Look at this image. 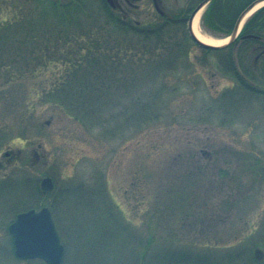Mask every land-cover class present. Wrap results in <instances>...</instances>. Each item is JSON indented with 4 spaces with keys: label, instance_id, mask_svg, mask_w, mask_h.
Masks as SVG:
<instances>
[{
    "label": "rangeland",
    "instance_id": "obj_1",
    "mask_svg": "<svg viewBox=\"0 0 264 264\" xmlns=\"http://www.w3.org/2000/svg\"><path fill=\"white\" fill-rule=\"evenodd\" d=\"M37 1L0 0V27L35 14ZM189 2L161 3L175 13ZM142 3L135 15L163 27ZM109 12L104 0H87L82 24L44 22L49 39L37 72L21 73L40 61L29 44L14 66L19 75L0 76V264H47L18 259L8 230L18 212L40 203L51 207L65 244L62 264H264V94L248 90L260 86L261 49L238 42L207 51L185 24L165 26L158 40L116 27ZM202 19L205 34L226 38ZM87 33L101 38L87 43ZM89 44L121 51L116 75L92 73L120 62L107 53L88 57V72L67 69L60 52ZM9 46L14 59L17 44ZM229 67L253 78L244 83ZM85 78L92 82L83 90ZM104 78L109 88L93 87ZM58 82L64 92L100 94L84 105L100 123L48 101ZM45 176L54 187L42 193Z\"/></svg>",
    "mask_w": 264,
    "mask_h": 264
},
{
    "label": "trees",
    "instance_id": "obj_2",
    "mask_svg": "<svg viewBox=\"0 0 264 264\" xmlns=\"http://www.w3.org/2000/svg\"><path fill=\"white\" fill-rule=\"evenodd\" d=\"M254 0H212L208 5L207 9L203 14V24L204 26L212 32H217L220 34H230L234 28L236 20L238 19L241 12L253 2ZM38 10L34 14L31 10L27 11L26 13L20 12L17 17L13 20H6L0 27V76L2 74L6 75L7 77L11 76L14 77L19 75V72L14 70L15 63L18 59H23V56L26 54V45L34 44L32 50V56L35 60H40L33 69L29 67L33 66L32 62L28 63L25 67L26 70H23L21 73L24 72H37L38 66L42 63L41 60L43 59V54L39 52L41 47V40L49 39L47 37L42 36L40 29L43 27L41 24L44 22H48V20H55L59 23V25H67V24H82L80 20H82L83 13L86 11L87 8V0H38ZM107 9H110L107 7ZM31 11V12H30ZM110 18L115 23L116 27H120V18L117 14H114L110 9ZM52 18V19H51ZM166 26V25H165ZM165 26L157 28L153 32H146L144 35L147 37L150 35H154L160 40L162 38L163 30ZM168 26V24H167ZM64 35H68L71 32L62 31ZM77 33L72 32L73 38L77 39ZM96 34H84L86 36L85 42H93L97 41L101 37ZM46 38V39H45ZM65 39H68L65 37ZM67 42L69 41L66 40ZM16 43V50L14 59H10L7 57V54L10 52V44ZM40 42V43H39ZM238 42L241 43L242 46H257L258 49H261L258 54H260L263 50L264 52V6L257 10L245 23L243 32L239 36V38L233 42V44L229 45V47H233ZM44 43V42H43ZM253 44V45H251ZM39 45L38 47H36ZM207 51H222L223 49H216V48H205ZM226 49V48H225ZM83 50H85L83 52ZM110 49L105 48L103 50L96 49L95 45H90L88 47H81L78 50L75 49H67L65 51L60 52L61 56L64 57L66 60L65 64L68 65L67 69L74 68V73L81 69L83 65L84 72H88L87 67L84 65L85 61L88 60V57H92V59H99L102 54L107 53L110 55L109 57L112 60H119L121 51L117 50L116 53L109 52ZM129 50L126 49L125 53H128ZM75 56L76 58H73ZM41 62V63H40ZM123 63L120 62H112V64H104L98 65L101 69H97L96 71L93 69L92 73L99 74L100 73H109L114 72L117 74L118 69L122 66ZM85 66V67H84ZM264 68V67H263ZM29 69V70H28ZM231 69V70H230ZM246 69V68H245ZM246 69L245 71H247ZM227 72L232 71L233 75L238 77L242 82L248 83V77L253 78L252 74L248 75L249 72H241L232 67H229ZM249 71V70H248ZM103 76V74H101ZM262 78V79H261ZM261 78L255 79L256 83L263 84L264 83V70L262 73ZM9 79V78H8ZM105 79V78H104ZM261 79V80H260ZM11 80V79H9ZM247 80V81H246ZM99 81V80H97ZM109 78L102 80L98 84H93V87L96 89H103V87H108L110 84ZM252 81V80H250ZM92 82L91 79H83L81 82V86L83 90L88 89V85ZM253 82V81H252ZM260 82V83H259ZM55 84V88L52 92L48 94V101L55 102V104H59L60 106L64 107L66 111L73 114L76 118L85 121L90 120L94 124H99L98 117L99 115L95 112V110L86 111L84 105L88 104L89 101L99 100L102 96L99 94H95L88 96V94H79L76 95L73 91L64 92L62 89L57 87ZM88 113H92L91 117L88 116ZM43 203H40L38 207H41ZM13 250H14V244Z\"/></svg>",
    "mask_w": 264,
    "mask_h": 264
},
{
    "label": "water",
    "instance_id": "obj_3",
    "mask_svg": "<svg viewBox=\"0 0 264 264\" xmlns=\"http://www.w3.org/2000/svg\"><path fill=\"white\" fill-rule=\"evenodd\" d=\"M114 4V0H108ZM212 0H203L193 11L190 21V33L198 44L209 48H224L233 43L240 35L244 23L253 9L264 0H255L238 17L233 32L229 35L228 41L222 44H209L202 41L195 34L192 25L197 13L205 8ZM8 154V152H6ZM44 190L54 187L53 179L46 176L41 181ZM9 230L13 235L15 253L19 259L42 258L48 264H62L65 253V246L61 241L52 210L48 207L41 209L30 208L18 213L15 220L9 225Z\"/></svg>",
    "mask_w": 264,
    "mask_h": 264
},
{
    "label": "flooded vegetation",
    "instance_id": "obj_4",
    "mask_svg": "<svg viewBox=\"0 0 264 264\" xmlns=\"http://www.w3.org/2000/svg\"><path fill=\"white\" fill-rule=\"evenodd\" d=\"M203 0H192V2H189L187 6L182 7V9L178 10L177 12L168 13L162 6V0H148V4L146 6H149V8H152L154 11H157L159 15L163 18L164 24L169 23H178V24H185L188 28V21L190 18L191 13L196 8V6ZM142 3V0H114L113 5H109L112 12L114 14H117V16L120 18V26L125 29L133 28L135 30L143 31V32H152L155 31L157 28L149 27L147 26L148 23L142 22L141 19H139L137 15H142L143 9L145 7V4ZM151 11L149 12V16L151 15ZM151 20V19H150ZM153 20L149 21V23H152ZM146 25V26H145ZM258 58L264 59V52L259 54L257 56ZM264 91V88L261 89V91Z\"/></svg>",
    "mask_w": 264,
    "mask_h": 264
},
{
    "label": "bare ground",
    "instance_id": "obj_5",
    "mask_svg": "<svg viewBox=\"0 0 264 264\" xmlns=\"http://www.w3.org/2000/svg\"><path fill=\"white\" fill-rule=\"evenodd\" d=\"M264 3V2H263ZM263 3L258 4L253 10H255L256 8H258L259 6H261ZM203 10L201 9L197 15L195 16V18L193 19V25L192 28L195 32V34L198 36V38H200L202 41L209 43V44H222L225 43L228 38H222V39H216L213 38L207 34H205L202 29H201V25H200V21H201V15H202Z\"/></svg>",
    "mask_w": 264,
    "mask_h": 264
}]
</instances>
